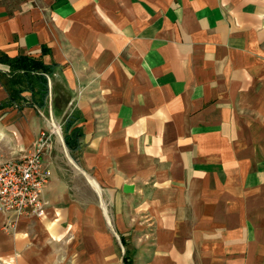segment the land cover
Here are the masks:
<instances>
[{
	"label": "crops",
	"instance_id": "obj_1",
	"mask_svg": "<svg viewBox=\"0 0 264 264\" xmlns=\"http://www.w3.org/2000/svg\"><path fill=\"white\" fill-rule=\"evenodd\" d=\"M3 54L54 69L43 108L0 78V163L83 134L0 264H264V0H0Z\"/></svg>",
	"mask_w": 264,
	"mask_h": 264
},
{
	"label": "built area",
	"instance_id": "obj_2",
	"mask_svg": "<svg viewBox=\"0 0 264 264\" xmlns=\"http://www.w3.org/2000/svg\"><path fill=\"white\" fill-rule=\"evenodd\" d=\"M52 134L43 132L32 151L0 163V211L7 215V231L23 216L42 217L47 212L43 195L52 174L44 156L52 147Z\"/></svg>",
	"mask_w": 264,
	"mask_h": 264
},
{
	"label": "trees",
	"instance_id": "obj_3",
	"mask_svg": "<svg viewBox=\"0 0 264 264\" xmlns=\"http://www.w3.org/2000/svg\"><path fill=\"white\" fill-rule=\"evenodd\" d=\"M2 62L7 63L11 69L10 79L11 86L8 87L9 101L12 104L23 99L22 92L30 89L33 93V101L30 104L43 108L47 105L49 95L48 74H52L54 65L45 64L40 58L18 55L10 57L7 54L1 56ZM76 119H69L65 126V142L71 150H75L79 146V139L82 131L79 127L74 126ZM125 244V241L123 240ZM125 264H132V257L125 255Z\"/></svg>",
	"mask_w": 264,
	"mask_h": 264
},
{
	"label": "rangeland",
	"instance_id": "obj_4",
	"mask_svg": "<svg viewBox=\"0 0 264 264\" xmlns=\"http://www.w3.org/2000/svg\"><path fill=\"white\" fill-rule=\"evenodd\" d=\"M0 78L1 80L5 83L6 87H10L11 86V82L10 79H13L10 74L8 72L6 73H0ZM52 114V115H51ZM47 119H46V128H44L38 135L37 140L39 139V137L41 136V134L43 132H47L50 133L52 132V148L53 150L60 152L65 158L66 160L69 159L70 163L72 164V166L75 167V163L76 160L74 159V153L69 149V147L67 146L66 142H65V126H66V122L65 121H61V119L56 116L54 113H48L46 115ZM56 122L57 125L60 126V133L57 132L53 126V123ZM36 140V142H37ZM36 144V143H35ZM28 153V151H27ZM117 243H118V250H119V254L122 256L124 255V251L125 248L122 245V240L120 238L117 239Z\"/></svg>",
	"mask_w": 264,
	"mask_h": 264
},
{
	"label": "water",
	"instance_id": "obj_5",
	"mask_svg": "<svg viewBox=\"0 0 264 264\" xmlns=\"http://www.w3.org/2000/svg\"><path fill=\"white\" fill-rule=\"evenodd\" d=\"M124 190L126 191V192H131L132 190H133V186L132 185H125L124 186Z\"/></svg>",
	"mask_w": 264,
	"mask_h": 264
},
{
	"label": "bare ground",
	"instance_id": "obj_6",
	"mask_svg": "<svg viewBox=\"0 0 264 264\" xmlns=\"http://www.w3.org/2000/svg\"><path fill=\"white\" fill-rule=\"evenodd\" d=\"M53 126L57 132L60 133V126L56 124V122L53 123Z\"/></svg>",
	"mask_w": 264,
	"mask_h": 264
}]
</instances>
